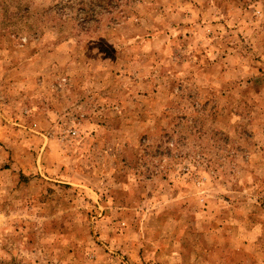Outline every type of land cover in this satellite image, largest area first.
Here are the masks:
<instances>
[{
	"label": "rangeland",
	"instance_id": "1",
	"mask_svg": "<svg viewBox=\"0 0 264 264\" xmlns=\"http://www.w3.org/2000/svg\"><path fill=\"white\" fill-rule=\"evenodd\" d=\"M0 264H264V0H0Z\"/></svg>",
	"mask_w": 264,
	"mask_h": 264
}]
</instances>
